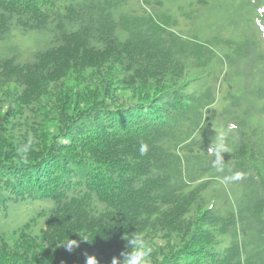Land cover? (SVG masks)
Returning a JSON list of instances; mask_svg holds the SVG:
<instances>
[{
	"label": "trees",
	"instance_id": "1",
	"mask_svg": "<svg viewBox=\"0 0 264 264\" xmlns=\"http://www.w3.org/2000/svg\"><path fill=\"white\" fill-rule=\"evenodd\" d=\"M87 1L89 14L77 3L64 16L75 0H0V264H87L88 257L112 264L135 233L153 247L152 264H240L249 248L263 264L257 28L247 22L249 35L238 39L249 74L263 68L260 94L242 109L229 94L204 119L216 86L197 93L205 75L195 67L186 75L149 71L146 49H119L107 28L123 0ZM12 28L19 41L7 40ZM192 82L197 88L187 90ZM230 82L227 89L242 90ZM145 109L167 121L139 126ZM228 112L243 127L229 130L220 117ZM222 133L226 164L208 153ZM69 240L78 242L71 252Z\"/></svg>",
	"mask_w": 264,
	"mask_h": 264
},
{
	"label": "rangeland",
	"instance_id": "2",
	"mask_svg": "<svg viewBox=\"0 0 264 264\" xmlns=\"http://www.w3.org/2000/svg\"><path fill=\"white\" fill-rule=\"evenodd\" d=\"M229 0H130L122 7V12L125 15L128 23L142 22L144 25L137 26V30H143L147 34L154 32L161 33L168 38L171 33L177 35L181 39H199L208 40L211 34L218 29L220 17L222 14V7ZM237 3L233 4L236 7ZM151 16L155 20H151ZM17 36L13 34L12 37ZM11 37V39H12ZM34 36L28 37L33 39ZM2 45H0L1 48ZM216 50L218 56L222 52L216 45H212ZM233 58L229 57L224 62L219 60L212 61L214 64V74L216 78H220L221 72L227 78V83L232 80L236 83H245L252 85L249 72L243 70L241 67L235 68L232 66ZM226 81H222V85H226ZM197 85L192 84L191 89H196ZM232 99L237 103L239 109L250 106L253 100V93L257 92V86L249 87L243 90L230 91ZM222 94L220 97H223ZM225 95L224 97H226ZM223 100V99H222ZM223 122L227 125L235 124L236 127H243L240 125V119L230 112L220 114ZM240 241L242 239L240 238ZM251 259H247L250 263Z\"/></svg>",
	"mask_w": 264,
	"mask_h": 264
},
{
	"label": "clouds",
	"instance_id": "3",
	"mask_svg": "<svg viewBox=\"0 0 264 264\" xmlns=\"http://www.w3.org/2000/svg\"><path fill=\"white\" fill-rule=\"evenodd\" d=\"M214 33L219 34L218 29ZM125 43H123L124 45ZM235 124L228 126L229 130L235 129ZM226 133H222L217 137L214 145H210L208 148L209 155H215L217 162L222 160L221 153L230 151L226 143ZM148 151V145L141 143L139 153L141 156L145 155ZM243 174L236 173L234 179H240ZM125 245L126 251L121 252V259L113 258L112 264H152L153 247L150 242L140 233L133 234ZM67 250L72 251L74 247H78V242L69 240L67 243ZM87 264H97L95 257H88Z\"/></svg>",
	"mask_w": 264,
	"mask_h": 264
}]
</instances>
